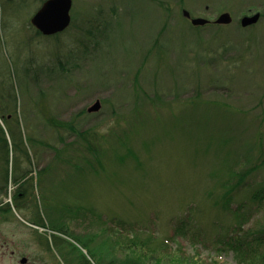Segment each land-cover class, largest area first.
Listing matches in <instances>:
<instances>
[{
	"label": "rangeland",
	"instance_id": "374dc122",
	"mask_svg": "<svg viewBox=\"0 0 264 264\" xmlns=\"http://www.w3.org/2000/svg\"><path fill=\"white\" fill-rule=\"evenodd\" d=\"M42 1L0 0V98L18 118L0 147V264H70L32 223L50 210L93 246L137 236L151 262L264 264V193L251 197L264 185V15L240 24L264 0H72L53 36L29 22ZM183 9L232 22L196 28Z\"/></svg>",
	"mask_w": 264,
	"mask_h": 264
},
{
	"label": "trees",
	"instance_id": "16d2710c",
	"mask_svg": "<svg viewBox=\"0 0 264 264\" xmlns=\"http://www.w3.org/2000/svg\"><path fill=\"white\" fill-rule=\"evenodd\" d=\"M261 16L264 15L263 13H260ZM213 25L217 29H220L222 27L221 24H216L212 21L208 22L205 25L201 26H194L196 28L198 27H204L208 25ZM38 34H40L37 31ZM13 133V131H12ZM93 133L89 134V132L81 133L82 139L86 142L87 148L90 151L96 152V146L93 144ZM7 142V138H5ZM8 144V143H7ZM86 159V158H84ZM87 160V159H86ZM90 160L88 159V163ZM252 168V167H251ZM245 173L239 174L238 181H235L230 185V181L227 182V189L226 194H230L236 187H239V185L243 182ZM230 187V189H229ZM229 189V190H228ZM232 190V191H231ZM231 191V192H229ZM264 193V185L259 186L251 195L252 198L262 200ZM225 194V195H226ZM224 195V196H225ZM17 202V201H16ZM18 203H16L17 205ZM6 207L4 209H10V204L7 202ZM37 206V205H36ZM17 207H20L17 205ZM1 209V208H0ZM37 213L39 211V206H37ZM237 211L235 208L233 210ZM56 212H53V210H50L49 214L47 215L48 220L50 224H45L41 219V214L38 217V220L34 219L32 223H36L37 225L41 227H47L49 225L50 229L52 230V233L50 235V240L54 246H56L60 251L62 248L66 247L67 254L70 255L68 258L67 256V262L70 264H186L182 263L184 262L183 257H178L176 254L175 256H171L169 261L167 263H164L163 259L160 257L153 258V262L150 261L149 258V250L147 251L145 247H147V244L139 239L137 236H128L126 238L121 237L120 235H114L113 237L106 236V238L109 240L107 241V248L106 247H97L91 245L90 240L93 238H86L83 239L80 236L76 234H72L71 231L68 230L66 227L67 224L65 222V218L63 219L62 214H55ZM98 220L101 219V215L97 216ZM114 221V219H112ZM116 221V220H115ZM119 225L121 224L119 221H116ZM103 228V227H102ZM105 229V228H103ZM70 235L72 239H75L79 244L82 245V248H85L87 251V254L82 251V249L77 246V242H72L63 237V235ZM46 238V237H45ZM49 239L46 238V243L49 246ZM240 244L236 245L237 249H239ZM118 248L122 249V255H119L120 253H117ZM243 250H238V253H243ZM195 261V260H192Z\"/></svg>",
	"mask_w": 264,
	"mask_h": 264
},
{
	"label": "water",
	"instance_id": "95a60500",
	"mask_svg": "<svg viewBox=\"0 0 264 264\" xmlns=\"http://www.w3.org/2000/svg\"><path fill=\"white\" fill-rule=\"evenodd\" d=\"M72 0H43L39 8L30 18L31 24L44 35H53L65 30L71 23L70 9ZM183 15L190 19L194 26L205 25L210 22L204 17H191L186 9H183ZM260 12L256 11L252 14L243 15L240 24L243 27L255 24L260 19ZM214 23L226 25L232 22V16L228 11L221 12L214 20ZM101 106L100 100H95L87 110L89 112L97 111ZM22 263L26 261V257L20 260Z\"/></svg>",
	"mask_w": 264,
	"mask_h": 264
},
{
	"label": "flooded vegetation",
	"instance_id": "af4514ba",
	"mask_svg": "<svg viewBox=\"0 0 264 264\" xmlns=\"http://www.w3.org/2000/svg\"><path fill=\"white\" fill-rule=\"evenodd\" d=\"M11 101H13V99L10 94H7V97L3 96L2 98H0V147L1 146L4 147L7 145V142L5 140L6 138L5 125L11 124V122L12 124H15V122L18 121L17 115L9 111V109H11L10 108L12 104ZM26 190H27V185L20 184L19 189H17V192H15L16 194L15 197H17V195L19 197V196L27 194L25 193Z\"/></svg>",
	"mask_w": 264,
	"mask_h": 264
}]
</instances>
